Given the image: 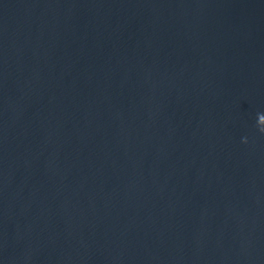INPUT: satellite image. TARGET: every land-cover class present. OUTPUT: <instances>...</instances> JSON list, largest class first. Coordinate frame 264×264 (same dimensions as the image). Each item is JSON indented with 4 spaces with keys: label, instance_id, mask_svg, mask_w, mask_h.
<instances>
[{
    "label": "water",
    "instance_id": "water-1",
    "mask_svg": "<svg viewBox=\"0 0 264 264\" xmlns=\"http://www.w3.org/2000/svg\"><path fill=\"white\" fill-rule=\"evenodd\" d=\"M260 114L264 0H0V264H264Z\"/></svg>",
    "mask_w": 264,
    "mask_h": 264
},
{
    "label": "clouds",
    "instance_id": "clouds-1",
    "mask_svg": "<svg viewBox=\"0 0 264 264\" xmlns=\"http://www.w3.org/2000/svg\"><path fill=\"white\" fill-rule=\"evenodd\" d=\"M258 128L261 133H264V114L258 116ZM244 142L247 143V139Z\"/></svg>",
    "mask_w": 264,
    "mask_h": 264
}]
</instances>
